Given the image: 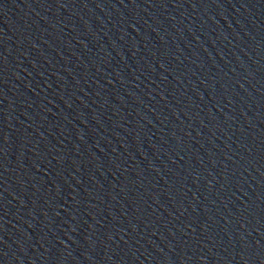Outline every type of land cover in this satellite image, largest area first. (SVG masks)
<instances>
[{
  "label": "water",
  "instance_id": "obj_1",
  "mask_svg": "<svg viewBox=\"0 0 264 264\" xmlns=\"http://www.w3.org/2000/svg\"><path fill=\"white\" fill-rule=\"evenodd\" d=\"M0 264H264V0H0Z\"/></svg>",
  "mask_w": 264,
  "mask_h": 264
}]
</instances>
